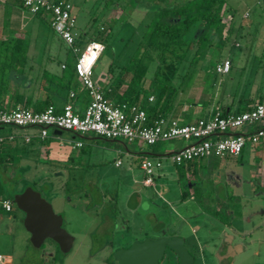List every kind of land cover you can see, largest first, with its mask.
I'll list each match as a JSON object with an SVG mask.
<instances>
[{"label":"rangeland","instance_id":"rangeland-1","mask_svg":"<svg viewBox=\"0 0 264 264\" xmlns=\"http://www.w3.org/2000/svg\"><path fill=\"white\" fill-rule=\"evenodd\" d=\"M67 1L80 39H95L103 45L91 76L106 72L105 81H113L120 93L138 64L145 73L136 87L154 97L151 80L160 62L155 52L149 51L152 56L143 52V34L150 10L160 0ZM170 1L174 5L184 0ZM224 1L233 13L222 12L210 45L197 57L192 46L171 80L174 103H180L181 109H192V117L223 104L228 96L237 100L252 82L253 90L258 79L261 83L264 79V0ZM219 41L220 47L216 46ZM225 59L229 60L228 71L216 72L215 64ZM67 64H71L70 54ZM51 65L58 70L56 61ZM121 69L124 72L115 81L113 76ZM52 130L47 129L48 135ZM89 135L72 137L69 131H61L60 140L46 141L50 148L47 161L40 160L45 153L18 152L10 159L4 157L0 167V197H12L24 187H32L61 215L62 228L73 237L70 250L61 253L48 239L39 248L23 246L18 238L24 233L21 224L4 221L0 223V252L12 246L14 261L20 264L37 262V255L43 252L45 264H109L114 262L116 248L174 228L196 255L195 264H264L262 149H256L253 157L246 145L240 159L205 157L175 165L170 154H153L168 153L184 140L147 146ZM75 141L81 145L74 146ZM124 146L136 153L129 156ZM60 151H71L66 153L71 156L62 159L65 153ZM146 151L152 153L145 156L153 165L147 175L139 168L144 156L141 152ZM156 161L159 167L154 166ZM144 178H149V184H143ZM5 228L9 234H4ZM229 236L234 244L242 245L231 259L221 257L220 247V239ZM159 264H175L170 251H165Z\"/></svg>","mask_w":264,"mask_h":264},{"label":"built area","instance_id":"built-area-1","mask_svg":"<svg viewBox=\"0 0 264 264\" xmlns=\"http://www.w3.org/2000/svg\"><path fill=\"white\" fill-rule=\"evenodd\" d=\"M31 14L39 13L55 36L65 45L71 56L73 80L88 97L81 111L76 109L72 100L75 87L68 90L66 101L58 108L47 104L41 110H32L20 104L9 108L0 107V127L35 128L39 139H44L47 129L69 131L74 135H95L104 139L136 141L151 146L155 143L184 140L188 141L172 153L170 159L175 165L187 164L205 157L222 158L237 156L246 145L255 151L264 149V104L255 101L247 110L222 113L214 109L193 121L167 117L162 114L147 113L135 101L112 102L105 98L92 79V69L99 59L103 45L98 40L80 39L74 31V15L67 0H18ZM64 64L61 65V68ZM229 60L215 64L218 73H225ZM152 97L149 96L148 100ZM31 135L22 134L23 142H29ZM13 141L15 134H0L2 140ZM79 141L75 146H80ZM115 165L119 164L116 160ZM152 162L144 159L139 163L144 174L152 172ZM154 166L159 167L156 161ZM144 178L143 183H149ZM12 202L0 197V209L10 211ZM4 256L0 253V263Z\"/></svg>","mask_w":264,"mask_h":264},{"label":"crops","instance_id":"crops-1","mask_svg":"<svg viewBox=\"0 0 264 264\" xmlns=\"http://www.w3.org/2000/svg\"><path fill=\"white\" fill-rule=\"evenodd\" d=\"M49 29L50 28L46 22V17L44 15H41L39 13L36 14L29 13L27 9L21 6L18 0H0V39L16 37V38H22L27 42V48H26L23 64L18 66L17 69L10 68L5 72L6 82L4 84L5 86L3 92H1L0 94V107L9 108L15 104H20L32 110H40L43 109L44 106L47 104H53L54 106L59 108L66 101L68 90L72 87H75V96L74 99L72 100V104L79 111L82 110L88 97L86 96L85 91L81 87H79V85L73 80V78H71L68 88H65L63 86V84L65 83L64 68H66L67 65H69L67 64L69 52L67 51L65 45L56 36H54L55 34L53 35ZM49 32L51 33V35L49 34ZM61 47L63 48L62 50L63 52H60ZM54 61H56L57 63L56 67H58V70L52 68L51 63H54ZM62 64H64L63 68H61ZM105 76H106V72H98L94 76V78L92 77V79L99 86L102 93L106 92L105 98L109 99L112 102L121 101L120 99L121 94L124 91L118 93L117 87L114 84V82L105 81ZM251 84L254 85V82H252ZM260 86H261V82L259 78L258 84L256 86H253L254 87L253 90L250 87L248 91H246V93L241 95L240 98H238L237 100H234V98L228 96L229 97V98L227 97L228 100H225L223 104L214 105L208 111L202 112L193 117L191 116L193 114L192 109L189 110H186L185 108L181 109V107L179 106L180 103H174L173 98L170 104L165 108V110L160 112H162L161 114L164 116L179 118L180 120L184 119L186 121H193L197 117L206 115L207 113L213 111L214 109H219L221 111H224L225 113L239 112L242 111L244 108L249 107V105H251L255 101L259 100L262 90ZM149 96L152 97L151 100H148ZM131 97L135 102L139 103L140 105H143L144 107L152 106L154 103L153 95L148 92L139 93L137 94L136 97H134L133 94ZM0 130H1L0 134H5L8 132H13L15 134V139L13 141H8L4 139L0 142V153L6 155L8 154L10 157L14 156V154L18 152L41 153L40 155H42V153H45L44 159L43 160L40 159V160L47 161V159L45 158H47L48 155L47 153H50L48 142L46 143L47 139H53V140L57 139V141L60 140V136H59L60 134H54L53 133L54 129L44 139H39L37 137L35 128H29L27 131H25V129H21V130L8 129L5 131L0 127ZM22 134L31 135L29 142L22 141L21 138ZM73 136L75 135L72 134V137ZM89 136L91 137L88 138H93L92 135ZM107 140H111V139H107ZM113 141H117V140H113ZM75 142H74V146H75ZM184 142H185L184 144H186L188 141H184ZM182 145L179 144L178 147L173 148V150L168 153L153 154V155L160 156V155L170 154L179 147H181ZM124 149H125L124 153H128L129 156H131V154L136 153L133 150L127 149L126 146H124ZM249 150L253 155V157H255L254 153H256L257 151L255 150L256 151L255 152L252 149ZM262 151L264 150L262 149ZM60 153H65L64 156H62V159H67L71 156L66 154V153H71V151L70 152L60 151ZM141 153L144 154V156H142V160L149 159L145 155L152 154L149 151L141 152ZM64 164H68L67 161L64 162ZM13 210H15V208L13 207L10 211L7 212L0 209V223L6 221L7 223L10 224L13 223L21 224L22 213L20 211H18V213H14L12 212ZM6 228L4 230V234H9L10 233L9 228L8 229ZM21 228L24 232L21 234L18 232L19 233L18 238L21 240L20 241L22 242L21 244L23 246L26 245L31 246L28 241V233L23 229L22 224H21ZM169 229L170 228H168L167 230ZM182 238L184 240V246H185V238L183 236ZM10 239H12V237ZM0 253L4 256V259L0 264H20V262L14 261L16 251L12 246L1 251ZM24 255L25 253L21 255V258L22 256L24 257ZM37 257H38L37 262H34L35 260L28 262L27 260L25 264H45L43 259L45 257L44 252L42 254L37 255Z\"/></svg>","mask_w":264,"mask_h":264},{"label":"trees","instance_id":"trees-1","mask_svg":"<svg viewBox=\"0 0 264 264\" xmlns=\"http://www.w3.org/2000/svg\"><path fill=\"white\" fill-rule=\"evenodd\" d=\"M172 3L170 0H160L154 3L143 34V52L149 56H152L149 51L155 52L158 58L157 61L160 62V65L155 67L151 80L154 103L152 106L147 107L142 105L147 113L161 114L160 111H164L170 104L173 97L171 80L176 73L177 66L183 61L184 55L193 46V55L195 57L199 56L210 45L211 36L217 33V26L222 20V12L231 10V7L224 0H184L174 5ZM231 12L233 13L232 10ZM220 43L222 41L217 42L216 46L220 47ZM26 48L27 42L22 38L0 39V94L5 86L6 70L10 68L17 69L18 66L23 64ZM123 72L124 69L118 71L113 79L115 81L119 80ZM144 73L145 69L140 65L137 64L133 67L128 86L121 94V101H134L131 96L134 94V97H136L140 93L136 86L142 81L141 78ZM64 75L65 83L63 86L68 88L73 76L72 64L64 68ZM261 89L258 102L264 104V79L261 83ZM105 93H102L104 97ZM247 109L248 107L242 111ZM222 113L225 112L222 111ZM0 155L1 167V161L4 157L9 159L11 157L3 153H0ZM237 156L240 159V154ZM183 196L184 194H182ZM3 197L11 200V196L4 195ZM52 243L59 250L57 245L54 242ZM114 263L115 260L109 262V264Z\"/></svg>","mask_w":264,"mask_h":264},{"label":"water","instance_id":"water-1","mask_svg":"<svg viewBox=\"0 0 264 264\" xmlns=\"http://www.w3.org/2000/svg\"><path fill=\"white\" fill-rule=\"evenodd\" d=\"M54 134L61 130L54 129ZM13 208L22 213L21 224L28 233V241L32 247L38 248L46 240L54 242L61 253L70 250L73 237L61 226V215L52 210L50 203L30 186L11 197ZM177 229L166 236L143 238L132 242L127 247H119L113 251L114 264H159L165 249L173 252L178 264H190L192 257L184 246L183 238ZM240 245L228 246L229 254Z\"/></svg>","mask_w":264,"mask_h":264},{"label":"flooded vegetation","instance_id":"flooded-vegetation-1","mask_svg":"<svg viewBox=\"0 0 264 264\" xmlns=\"http://www.w3.org/2000/svg\"><path fill=\"white\" fill-rule=\"evenodd\" d=\"M175 229L172 228V229H163V230H158V232L160 233L159 235L153 237V238H156V237H160V236H166L168 234H170L172 231H174ZM148 238V237H147ZM232 236H229L227 238H221L220 239V247L222 249V252H223V256H221L222 258H227V259H231L232 256H234L237 252H240L242 250V245L240 244H234L233 243V240H232ZM236 245H240V247H238V249L234 250V252H232L231 254H229V252L227 251V247L228 246H231V247H234ZM186 248V247H185ZM168 250V249H165L164 252H163V255L162 257L164 256L165 254V251ZM187 250V249H186ZM170 251V250H168ZM188 251V250H187ZM173 258L175 259V264H178V260H177V257L173 254L172 251H170ZM188 253L191 255L192 257V260L190 262V264H195V255L193 253H191L190 251H188ZM220 255V254H219ZM220 257V258H221Z\"/></svg>","mask_w":264,"mask_h":264}]
</instances>
